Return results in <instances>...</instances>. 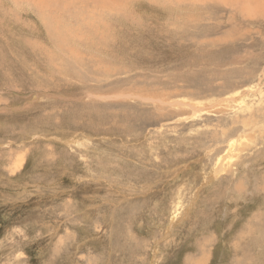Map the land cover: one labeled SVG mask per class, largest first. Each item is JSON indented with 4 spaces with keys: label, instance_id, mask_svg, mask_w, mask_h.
I'll return each mask as SVG.
<instances>
[{
    "label": "rangeland",
    "instance_id": "1",
    "mask_svg": "<svg viewBox=\"0 0 264 264\" xmlns=\"http://www.w3.org/2000/svg\"><path fill=\"white\" fill-rule=\"evenodd\" d=\"M63 1L0 0V264H264V0Z\"/></svg>",
    "mask_w": 264,
    "mask_h": 264
},
{
    "label": "bare ground",
    "instance_id": "2",
    "mask_svg": "<svg viewBox=\"0 0 264 264\" xmlns=\"http://www.w3.org/2000/svg\"><path fill=\"white\" fill-rule=\"evenodd\" d=\"M18 1V0H17ZM68 0H66V2H67ZM73 1V0H72ZM131 0H93V4H94V7L96 8V7H99V6H102V7H104L105 6V8H107V7H109L107 10H113L114 9V6L116 7V6H121V4L123 3L124 4V6H126L129 2H130ZM140 1H142V0H140ZM139 1V2H140ZM149 1V0H148ZM156 1V3L155 4H157V3H159V4H161L162 5V3H160L161 1H159V0H155ZM167 1H169V0H166V2ZM194 1H200L201 2V0H193V2ZM202 1H204V2H206V4H208V6H209V8H210V10H212L213 12H215V10L216 9H222V11H223V13H224V19H231L232 21L234 20L235 22L242 16V17H244V19L248 22H250L251 20H253L254 19V17H253V9H255L254 8V5L253 4H255V0H243V1H241V0H202ZM71 2V1H70ZM74 2V1H73ZM72 2V3H73ZM135 2V1H134ZM151 2H152V0H151ZM180 2H181V0H180ZM243 2L244 3H246V5L245 6H242V4H243ZM15 3H17V2H15ZM19 3V2H18ZM104 3H105V5H104ZM148 3V2H147ZM13 4V3H12ZM20 5H23L22 3H19ZM31 4H33V3H31ZM30 4V5H31ZM37 10H39V12L41 13H39L38 14V12L36 11L35 13H36V16H38L39 18H41V19H43V20H46V21H51V19L53 20V21H57L58 19L55 17V15L54 14H51V10H56L58 7L59 8H61V7H64V1L63 0H37ZM149 4V3H148ZM180 4V3H179ZM204 4V3H203ZM17 5V4H16ZM25 5V4H24ZM163 5H164V3H163ZM166 5V4H165ZM253 5V6H252ZM58 6V7H57ZM107 6V7H106ZM252 6V7H251ZM159 7V6H158ZM164 7V6H163ZM180 7H181V5H180ZM224 7H227V8H224ZM24 8V7H23ZM101 8V7H100ZM105 8H104V10H105ZM122 7H120L119 9H121ZM182 8H184V7H182ZM30 9V8H29ZM179 10H180V8H178ZM215 9V10H214ZM46 10H49L48 12L49 13H47L46 12ZM88 10V9H87ZM118 10V9H117ZM187 10V9H186ZM193 10V9H192ZM201 10V9H200ZM208 10V9H207ZM219 10L218 11H216V12H218L219 13ZM240 10H243L242 12H243V14H241L240 13ZM84 11V10H83ZM90 11H92V10H90ZM106 11V10H105ZM174 11V10H173ZM99 12H101L100 10H99ZM177 12V11H176ZM188 12V11H187ZM193 11H191V13H192ZM208 12V11H207ZM34 13V14H35ZM53 13V12H52ZM55 13V12H54ZM83 13V12H82ZM89 13H91V12H89ZM103 13V12H102ZM101 13V14H102ZM120 13V12H119ZM128 13V12H127ZM227 13L229 14L228 16H226L227 15ZM92 14V13H91ZM97 14V13H96ZM134 14V13H133ZM188 14V13H187ZM198 14V13H197ZM196 14V15H197ZM208 14H209V12H208ZM110 15V14H109ZM216 16H217V14H215ZM214 15V16H215ZM255 15V14H254ZM41 16V17H40ZM102 16H103V14H102ZM110 16H113V15H110ZM117 16V15H116ZM115 15H114V17H116ZM192 15L190 14V17H191ZM222 15H220V17H219V19L220 18H222L221 17ZM55 17V18H54ZM96 17H97V15H96ZM188 17V16H187ZM200 17V16H199ZM209 17V16H208ZM218 17V16H217ZM253 17V19H251ZM97 18H99V16L97 17ZM118 18V17H117ZM216 19V18H215ZM213 20V21H216V20ZM193 20V19H192ZM227 20H226V22H227ZM41 21V20H40ZM185 21V20H184ZM196 21V20H195ZM87 22V21H86ZM85 22V23H86ZM134 22V21H133ZM189 22H191V21H189ZM221 22V21H220ZM47 23V22H46ZM100 23V22H99ZM106 23V22H105ZM221 23H223V22H221ZM225 23V22H224ZM45 24V23H44ZM43 24V25H44ZM51 24V23H50ZM50 24H48V25H50ZM218 24V23H217ZM227 24V23H226ZM231 24V23H230ZM42 25V26H43ZM46 25V24H45ZM197 25V24H196ZM213 25V24H212ZM60 26V25H59ZM64 26V25H63ZM62 26V27H63ZM97 26V25H96ZM211 26V25H210ZM44 27V26H43ZM42 27V28H43ZM58 27V26H57ZM56 27V28H57ZM107 27V26H106ZM214 27V26H213ZM238 27V26H237ZM59 28H61V27H59ZM66 28V27H65ZM71 28V27H70ZM93 28V27H92ZM98 27H96V29H97ZM218 28V25L217 26H215L214 27V31L213 32H215L216 31V29ZM234 28V27H233ZM239 28V27H238ZM44 29H46V27L44 28ZM53 29V28H52ZM212 29V28H211ZM70 30V29H69ZM232 30V29H231ZM53 31V30H52ZM62 31H63V29H62ZM96 31V30H95ZM72 32H73V30H72ZM118 32V31H117ZM121 32V31H120ZM209 32V31H208ZM210 32H211V30H210ZM210 32H209V35H210ZM102 33V32H101ZM109 33V32H108ZM221 33V32H220ZM52 34H54L55 35V33L53 32ZM57 34V33H56ZM59 34V33H58ZM66 34V33H65ZM64 34V35H65ZM99 34V33H98ZM103 34H105V33H103ZM208 34V33H207ZM207 34H205V37L206 36H208V40L210 39L209 37L211 36H209V35H207ZM214 34V33H213ZM212 34V35H213ZM215 34H216V32H215ZM214 34V35H215ZM238 34V33H237ZM34 35V34H33ZM120 35V34H119ZM53 36V35H52ZM105 36V35H104ZM110 35H108V37H109ZM197 36V35H196ZM201 36V35H200ZM219 36H222V33L219 35ZM58 37H60V36H58ZM66 37V36H65ZM114 37H115V35H114ZM30 38H32V37H30ZM34 38V37H33ZM57 38V35L55 36V38L54 39H56ZM107 38V37H106ZM116 38V37H115ZM37 39H39V38H37ZM47 39H49V41H50V39H51V37L49 38V37H47ZM53 39V40H54ZM111 39H112V37H111ZM223 39H225V40H229L228 39V37H223ZM18 40V39H17ZM39 40H41V39H39ZM185 40V39H184ZM26 41V40H25ZM30 41V40H29ZM35 41H37V40H35ZM42 41H44V40H42ZM56 41H58V40H56ZM219 42V43H224L225 45L224 46H226V47H228L227 46V44H228V42H223V41H221V40H215L214 39V37H213V39H212V43L213 42ZM27 42V41H26ZM39 42V41H38ZM46 42V41H45ZM54 42V41H53ZM36 43V42H35ZM52 43V42H51ZM58 43V42H57ZM27 44V43H26ZM43 44V43H42ZM53 44H55V43H53ZM214 44V43H213ZM35 46V45H34ZM37 46V45H36ZM56 46V45H55ZM59 46V45H58ZM26 47V46H25ZM24 47V48H25ZM69 47V46H68ZM71 47V46H70ZM27 48V47H26ZM35 48V47H34ZM37 48V47H36ZM60 48V47H59ZM67 48V47H66ZM58 49V48H57ZM71 49V48H70ZM28 49H26V51H27ZM30 50V49H29ZM11 51V50H10ZM35 51V50H34ZM1 52H3V51H1ZM24 52V51H23ZM36 53H38V52H36ZM26 54V53H25ZM31 54V53H30ZM4 57V56H3ZM23 57V56H22ZM39 57V56H38ZM26 58H28V57H26ZM2 59V58H1ZM34 59V58H33ZM35 60V59H34ZM37 61H39V60H37ZM41 61V60H40ZM3 64V63H2ZM33 65V64H32ZM6 66V65H5ZM44 66V65H43ZM1 67H3V66H1ZM7 67V66H6ZM5 67V68H6ZM30 67V66H29ZM33 67V66H32ZM26 68V67H25ZM37 68V67H36ZM42 68H44V67H42ZM47 68V67H46ZM103 68V67H102ZM35 69V68H34ZM39 69V68H38ZM113 69V68H112ZM114 70V69H113ZM38 71V70H37ZM47 71H49V70H47ZM36 74V73H35ZM48 75V74H47ZM51 75H53V74H51ZM57 75H58V73H57ZM8 76V75H7ZM16 76V75H15ZM36 76V75H35ZM52 77V76H51ZM36 78V77H35ZM14 79V78H13ZM45 79H47V78H44V80ZM34 80H36V79H34ZM43 80V79H42ZM43 80V81H44ZM10 81V80H9ZM40 81V80H39ZM38 81V82H39ZM47 81H48V79H47ZM14 82V81H13ZM31 82V81H30ZM37 82V80L35 81V83ZM46 82V81H45ZM45 82H44V84H45ZM34 83V84H35ZM40 84H41V87H40ZM39 84V87L40 88H42V83H40ZM244 84V83H243ZM37 85L38 84H35V87H36V89L38 88L37 87ZM14 86V85H13ZM202 86V85H201ZM31 87V86H30ZM140 87V86H139ZM146 87V86H145ZM250 87V86H249ZM32 88H34V87H32ZM45 88V87H44ZM48 88V87H47ZM50 89V88H49ZM143 89V88H142ZM250 89H251V87H250ZM27 90H29V89H27ZM39 90V89H38ZM92 90V89H91ZM260 90V89H259ZM25 91V90H24ZM43 91V90H42ZM45 91V90H44ZM101 91V90H100ZM252 91V90H251ZM25 92H27V91H25ZM99 92V91H98ZM201 93V92H200ZM233 94V93H232ZM235 94V93H234ZM100 96V95H99ZM232 96V95H231ZM233 97V96H232ZM170 103H172V102H170ZM19 107V106H18ZM254 112V111H253ZM252 114V113H251ZM250 115V114H249ZM56 118V117H55ZM254 118V117H253ZM252 123V122H251ZM255 123H253L251 126H250V128H249V131L251 132L252 130L254 131V129H255V126H254V128H252V126L254 125ZM245 129H246V127H245ZM252 129V130H251ZM234 132V131H233ZM243 132V131H242ZM250 132H248V133H250ZM82 135H84V134H82ZM233 133L231 134V136L229 135L228 136V139H223V140H225V141H227V143H226V148H227V150H228V152H227V155H229L228 156V161H227V165H229L230 164V162H231V160H230V158L231 157H236L238 154H239V152L240 151H242L243 149H242V144L240 143V141H239V137L241 136V134H237L236 136H235V138H233ZM75 138V137H74ZM77 140V139H76ZM243 147H244V145H243ZM205 148H208V147H205ZM210 150H212L211 148L210 149H207V151H206V153H208V152H210ZM226 150V151H227ZM221 151V150H220ZM212 153V152H211ZM210 153V154H211ZM234 153V154H233ZM226 154V153H225ZM212 156V155H211ZM225 156V155H224ZM206 157H208V156H206ZM217 158V157H216ZM225 158V157H224ZM223 158V156H222V158L220 157V159L219 158H217V160H216V167H215V169L214 170H210L209 172H211V174L212 173H215V174H221V172H223V170L225 169L224 167H223V165H219L217 162L219 161V160H222V159H224ZM206 162V161H205ZM220 163V162H219ZM13 164V163H12ZM205 166V165H204ZM227 172V171H226ZM204 176L206 175V174H203ZM216 175V176H217ZM215 176V177H216ZM208 178V177H207ZM212 179V178H211ZM214 179V178H213ZM235 184V183H234ZM240 184H238V186H239ZM237 186V185H236ZM240 189V188H239ZM179 196V195H178ZM195 197V196H194ZM179 200V199H178ZM179 202V201H178ZM176 207V206H175ZM177 207H179V205H177ZM177 211V210H176ZM176 213V212H175ZM178 213V212H177ZM174 218V217H173ZM172 222V221H171ZM206 257V256H205ZM203 258H204V256H203ZM207 258V257H206ZM205 259V258H204ZM188 260H190L191 261V259H188ZM197 262L198 261H195V264H197ZM190 263V262H189ZM200 263V262H199ZM198 263V264H199ZM203 264V263H202Z\"/></svg>",
    "mask_w": 264,
    "mask_h": 264
}]
</instances>
